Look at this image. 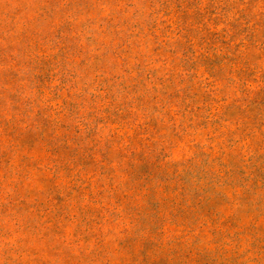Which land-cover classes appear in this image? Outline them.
Returning <instances> with one entry per match:
<instances>
[{"label": "rangeland", "instance_id": "1", "mask_svg": "<svg viewBox=\"0 0 264 264\" xmlns=\"http://www.w3.org/2000/svg\"><path fill=\"white\" fill-rule=\"evenodd\" d=\"M0 264H264V0H0Z\"/></svg>", "mask_w": 264, "mask_h": 264}]
</instances>
